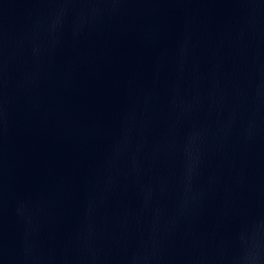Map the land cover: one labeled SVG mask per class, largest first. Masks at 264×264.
<instances>
[{"label": "water", "instance_id": "obj_1", "mask_svg": "<svg viewBox=\"0 0 264 264\" xmlns=\"http://www.w3.org/2000/svg\"><path fill=\"white\" fill-rule=\"evenodd\" d=\"M0 16L94 29L189 30L264 22V0H0Z\"/></svg>", "mask_w": 264, "mask_h": 264}]
</instances>
